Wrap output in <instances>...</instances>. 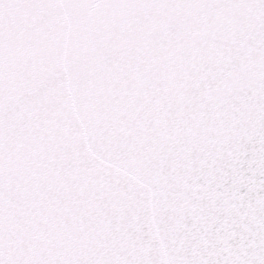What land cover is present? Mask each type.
Segmentation results:
<instances>
[{
  "label": "snow or ice",
  "instance_id": "1",
  "mask_svg": "<svg viewBox=\"0 0 264 264\" xmlns=\"http://www.w3.org/2000/svg\"><path fill=\"white\" fill-rule=\"evenodd\" d=\"M0 264H264V0H0Z\"/></svg>",
  "mask_w": 264,
  "mask_h": 264
}]
</instances>
